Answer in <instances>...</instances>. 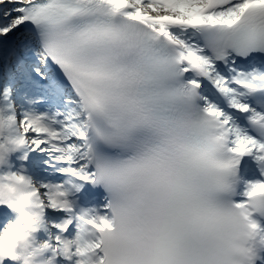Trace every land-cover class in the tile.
Returning <instances> with one entry per match:
<instances>
[{"label": "snow or ice", "instance_id": "obj_1", "mask_svg": "<svg viewBox=\"0 0 264 264\" xmlns=\"http://www.w3.org/2000/svg\"><path fill=\"white\" fill-rule=\"evenodd\" d=\"M253 208L264 0H0V264H264Z\"/></svg>", "mask_w": 264, "mask_h": 264}, {"label": "clouds", "instance_id": "obj_2", "mask_svg": "<svg viewBox=\"0 0 264 264\" xmlns=\"http://www.w3.org/2000/svg\"><path fill=\"white\" fill-rule=\"evenodd\" d=\"M15 194L17 197L20 196L19 192H16ZM227 199L228 198H225V200ZM19 204L23 207L26 205V202L23 199H20ZM260 212L261 210L259 208L250 209L249 219L255 215L257 219L261 220V218H264V215H260ZM14 219H16V216H14ZM19 219L21 221L20 233L16 240L12 241V244L17 249L22 250L26 239L38 241L39 238L38 236L27 232V230L23 227V217H19ZM245 224L246 221H240L233 229V240L229 248V264H249V251L254 237L252 236V230L245 227ZM18 254L20 253L18 252ZM34 264H38V262H34Z\"/></svg>", "mask_w": 264, "mask_h": 264}, {"label": "bare ground", "instance_id": "obj_3", "mask_svg": "<svg viewBox=\"0 0 264 264\" xmlns=\"http://www.w3.org/2000/svg\"><path fill=\"white\" fill-rule=\"evenodd\" d=\"M9 7H11V5H9ZM84 206H88V205H84Z\"/></svg>", "mask_w": 264, "mask_h": 264}]
</instances>
